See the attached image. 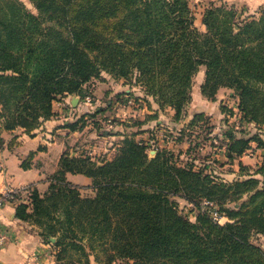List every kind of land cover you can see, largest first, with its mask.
I'll return each mask as SVG.
<instances>
[{"label": "trees", "instance_id": "obj_1", "mask_svg": "<svg viewBox=\"0 0 264 264\" xmlns=\"http://www.w3.org/2000/svg\"><path fill=\"white\" fill-rule=\"evenodd\" d=\"M29 1L38 14L21 0H0V120L6 130L32 132L56 115L54 102L69 95L93 97L91 84L103 72L144 93L141 99L123 93L117 101L133 98L149 107L152 98L180 121L204 66L202 94L215 99L221 88L233 90L240 123L264 134V9L240 19L236 8L211 3L200 31L189 0ZM142 103L128 110H141ZM100 113L66 126L97 127ZM204 117L196 114L180 130L196 134L188 141L186 161L167 146L155 147L151 157V139L136 140L134 134L124 135L114 156L101 163L88 154L64 153L48 190L31 188L29 203L17 205L16 217L33 225L48 220L39 234L48 243L56 239L60 264L89 263L87 249L96 247L114 252L107 264L116 258L123 264H264V251L252 241L264 237V162L257 169L240 164L239 175L226 181L215 166L192 157L207 143L216 151L225 147L223 165L231 167L252 143L264 150V139L245 131L240 136L234 128L214 134ZM115 121L108 120L111 129L125 126ZM180 136L165 135L164 142H182ZM221 139L224 145L213 143ZM67 173L92 178L93 195L83 196ZM175 197L188 204L194 220ZM242 197L246 201L239 204ZM204 201L213 202L226 223L215 221Z\"/></svg>", "mask_w": 264, "mask_h": 264}, {"label": "crops", "instance_id": "obj_2", "mask_svg": "<svg viewBox=\"0 0 264 264\" xmlns=\"http://www.w3.org/2000/svg\"><path fill=\"white\" fill-rule=\"evenodd\" d=\"M190 5L193 4V8L197 9L199 13L195 14V26L200 31L205 30V26L202 24V17L204 10L211 4H221L225 3L229 6L236 8L237 10H242L244 14H256L258 10L264 7V0H190ZM191 6V7H192ZM206 78L205 67L201 66L198 73L194 78V82L192 83V98L188 106L186 107V115L180 121H175L173 119L174 111L172 109L160 110L159 105L154 102L152 98H149L150 106L144 107L142 109V114L144 115V121L142 125H136L132 127V132L130 134H134L136 140H140L138 136L143 133L152 132L150 128L144 129L145 125L151 126V122H155V126L166 124L165 122V111L169 112V119L176 124L178 130H182L187 123L194 118L196 114H203L206 118L212 121V125H214V134H221L219 128L217 127V115L222 116V107L220 104V109L218 114H214L212 111L209 112V104L213 102H217L218 98H220V94L222 92H229L231 96H233L235 102H238L237 97L235 96L233 90L221 88L215 96V99L206 98L201 91V87ZM95 81V80H94ZM92 82V94L95 95V98L98 96L97 93L100 90L95 92V83ZM117 82H122L121 80ZM198 83V85H196ZM105 83V80L99 81L98 84L102 85ZM124 89L125 93H132L134 89H130L128 85H125ZM99 89V88H98ZM225 90V91H223ZM123 92V91H121ZM143 93V91H141ZM141 97L143 95L141 94ZM109 94V93H108ZM112 93L109 95L111 96ZM134 96L136 93H133ZM109 96V97H110ZM93 99V97H92ZM94 99L92 100V105H87L84 103V100L78 95H69L64 97V100L69 101L72 105V109H63L58 106L61 101H56L53 103V111L56 115L52 116L49 120H46L39 128L33 130L32 132H27L24 128H16L14 130H6L2 121L0 120V138L2 139V143L0 145V165L3 167V172H0V194L3 193L6 189H31L36 188L41 194H44L49 187V183L51 180V176L57 172L60 166V161L64 153H69L72 156L79 155H87L89 150L93 152L91 158L93 161L97 163H101L103 161L99 158V151H106L105 145L102 147L93 146L89 144H84V136L89 128L93 129L92 124L88 122V126L83 128L82 130L71 131L66 125L79 119L80 117L86 116L88 114H93L95 111L102 112V108L99 106L101 103L100 100ZM63 100V99H62ZM200 100V101H199ZM222 100V99H221ZM196 101L203 103V108L199 110H195L197 107L195 104ZM221 102V101H220ZM103 104V103H101ZM110 104V101H108ZM116 105L114 106V113L116 116H120L118 111H121L122 114L125 110H127L125 115H129L130 111L128 108H122L119 101H115ZM224 104V103H223ZM237 104V103H236ZM113 106H108V110ZM193 106V108H192ZM238 106V104H237ZM192 108V109H191ZM125 109V110H124ZM238 110V109H236ZM117 111V112H115ZM112 112V111H111ZM141 112L135 111L136 114H131L134 118ZM105 113V111H104ZM134 113V112H133ZM100 115H104L103 112L97 114L96 121H101L99 118ZM124 115V116H125ZM234 117L238 116V112L233 114ZM232 116V117H233ZM158 117L160 119H158ZM167 117V116H166ZM210 117V118H209ZM87 118V117H86ZM105 118V116L103 117ZM220 118V117H219ZM104 120V119H102ZM124 121L125 119H120ZM134 127L136 130H134ZM170 129V127H166ZM229 129V128H227ZM226 129V130H227ZM116 130H120L116 128ZM94 134L96 136L99 135L98 131L94 129ZM222 132V131H221ZM126 133H118L113 135L112 133L105 132V137L111 140L117 138V141L112 142V146L108 150V156H106V160L110 159L114 156L117 147L120 141L124 138ZM221 136V135H220ZM222 138V136H221ZM100 142V141H98ZM174 142V141H173ZM170 142L165 143L162 139L159 142V147H168ZM184 143V142H182ZM173 144H177L174 142ZM172 144V145H173ZM252 143V149L247 150L239 159L236 160L235 165L238 166L237 171H232L234 177L231 179H226L221 177L226 181H233L240 173V164L244 166L251 167L254 169L255 166L250 165V161L245 163V158H248V154H251L253 151L256 154H259L258 149H255ZM169 145V146H168ZM171 145V146H172ZM224 145V144H223ZM104 148V149H103ZM189 148V147H188ZM56 150V158L50 162L49 158L52 155V151ZM256 150V151H255ZM252 151L251 153H248ZM221 157H225L226 159V149L223 147L219 150L218 153ZM156 153H151L150 156L154 157ZM183 161V160H182ZM213 163V160H211ZM210 161V162H211ZM260 163V162H259ZM258 163V164H259ZM214 164V163H213ZM223 164V163H222ZM225 166V165H223ZM260 166V165H258ZM66 178L72 184L77 185L81 193L85 191H90V194L93 195V191L91 188L92 178L84 174H73L67 173ZM180 198V197H175ZM182 199V198H180ZM178 200V199H177ZM183 200V199H182ZM20 203H7L3 207H0V239H3L0 242V264H60L57 261V248L54 246L53 241L45 242L44 239L40 236L37 231L35 225L30 222H24L19 220L16 217V208ZM187 204V203H186ZM188 205V204H187ZM53 238H51L52 240ZM55 239V238H54ZM88 264H98L94 257H91V261Z\"/></svg>", "mask_w": 264, "mask_h": 264}, {"label": "rangeland", "instance_id": "obj_3", "mask_svg": "<svg viewBox=\"0 0 264 264\" xmlns=\"http://www.w3.org/2000/svg\"><path fill=\"white\" fill-rule=\"evenodd\" d=\"M25 5L26 7L29 9V11H31L32 13H35V14H38V11L36 9V7L29 1V0H21ZM189 2H191L189 0ZM193 4H191L190 6H192ZM192 9V12L194 14H198L199 11L197 9H194L193 6L191 7ZM264 9V7H262L260 10H258V12L256 14H244V12H242V10H238V16L240 19H245V18H248V17H254V16H258L259 15V12ZM98 80L99 81H102V80H105V83H102V85L98 84ZM122 82H117L119 80L115 79L112 77V75L106 73V72H103L102 75H101V78L100 79H96L94 81L95 83V92L97 90H100L96 97H99L98 98H95V95L93 96V99L95 101V99H98L101 101V103L103 104H99V106L105 110V113L104 115H100L99 118L101 119V121H97L96 123L98 124V126L94 127L93 126V129L92 128H89L84 136V144H89V145H93V146H98V147H102L105 145V150H107V152H105L104 150L103 151H99L100 155H99V158L102 159L104 157H106L108 155V150L110 149V147L112 146V142L114 143V141H117L118 137L117 138H114V140H111L109 138H106L105 137V132L106 131H110V133H112L113 135H116L118 133H126L127 135L132 132V127L134 126V124L137 122V121H143L141 119H144V115L145 114H142V109L144 107H148L146 105V103H142L143 104V108L141 110H139L138 108H135V109H130L132 110L130 112L129 115H125L124 112H126L127 110H125L122 114L121 111H118L120 113V116H116L115 113H114V106L113 105H116L115 104V101L118 100V96L117 95H120V94H125V91L124 89L126 88L125 85H128V87H130V89H134V92L132 93H136V95L138 96H135L137 97L138 99H141L139 96L140 95V92L142 91L140 89L139 86H136V85H129L126 83L125 79H120ZM199 82H197L196 85H198ZM92 87V85H91ZM93 88V87H92ZM99 88V89H98ZM225 89H228V88H225ZM123 91V92H121ZM225 91V90H223ZM110 93L111 96L109 95ZM141 94L143 95L144 97V93L141 92ZM110 96V97H109ZM220 98H218L217 102H213V103H210L209 104V112L212 111L214 114H218L219 112V109H220V104L223 105V111L222 113H224L222 116H218L217 115V124L218 125L217 127H221L219 128V131H217V133H223L227 128H234L236 129V131H238V134L240 133V136H241V131H245L246 135H255V134H258V135H262V138L264 139V134L258 132L252 125H247L246 123H240V116H237V117H232V113L235 114L238 112V102H235L233 96H231V94L229 92H222L219 96ZM222 99V100H221ZM108 101H110V104H108ZM200 101V100H199ZM199 101H196L194 105H196L197 107L195 108V110H199V109H202L203 108V103L201 102V104L199 103ZM221 101V102H220ZM224 103V104H223ZM237 103V104H236ZM120 104H123V101H120ZM89 105V104H87ZM108 106H113L111 107V109L108 110ZM193 108V106H192ZM191 108V109H192ZM222 110V109H221ZM112 111V112H111ZM138 112V114L141 112L140 115H136L134 118L133 116H131V114H136L135 113ZM117 112V111H115ZM134 112V113H133ZM125 115V116H124ZM105 116V118H103ZM167 116V117H166ZM220 117V118H219ZM169 112L165 111V123L163 126L162 125H159L158 127L155 126V122H151V126H148V125H145L144 129H147L148 127L150 128V130L152 132L150 133H143V134H140V136H138V138L140 140H143V141H148L151 139V141L149 142L152 146H151V149L153 151V149L155 147H159V142H161V140L163 139L164 140V137L165 135L166 136H170L171 139L172 138H178V137H181L180 135L183 134V140L182 142H177V144L179 146H177L176 144H173L174 142H170V148L173 149L175 151L176 154H179V157L181 160L183 161H186L187 158H186V155H185V152L187 151L188 147H189V143L188 141L189 140H192V139H195L196 137V134L195 133H192V132H189V130H185L184 133H180V130H178V125L177 127L175 126L176 124H174L171 119H169ZM210 118V117H209ZM104 119V120H102ZM120 119H125L123 122L125 124V126H121V125H116L114 126L115 128L114 129H111L110 126H108V120H112V121H115L117 123V121H121ZM158 119H160L158 117ZM204 119L206 121H209V123H212V121L206 117H204ZM89 121H91V119H89ZM93 123V122H92ZM91 123V124H92ZM201 123H204L201 122ZM89 125V124H88ZM93 125V124H92ZM166 127H170V129L166 128ZM116 128L120 129V130H116ZM148 128V129H149ZM94 129H96L99 133L98 136H96V134H94ZM183 129V128H181ZM134 130H136V128L134 127ZM222 131V132H221ZM205 135V133L203 134ZM260 137V136H259ZM170 139V138H169ZM168 139V140H169ZM223 139V138H222ZM221 139L220 140H216V145H219V146H222L223 145V140ZM100 141V142H98ZM210 143V142H209ZM214 143V142H213ZM104 144V145H103ZM173 144V145H172ZM168 145V146H169ZM172 145V146H171ZM255 149H257V145L256 144H253ZM202 149L200 150H196L195 152H192V157H197V161L196 163H200V164H206V163H210V165H212L213 167L215 166L216 170L215 172L221 176V177H224L226 179H231L232 177H234V173L232 171H237L238 170V166L235 165L234 167L233 166H229V165H225L223 166L222 163H225L226 159L225 157H221L218 153L219 151H216L215 148L213 149V147H211L210 145H208V143L201 147ZM104 149V148H103ZM256 151V150H255ZM52 155L50 156L49 158V161L52 162L55 158H56V150H53L52 151ZM90 152V150H89ZM258 152L259 154H256L254 151L251 153V154H248V158H245L244 162L245 163H250V165H253L255 166L254 169H257L259 166L258 165H261L263 162H264V150L263 149H258ZM250 153V152H249ZM213 160V163L212 161ZM211 161V162H210ZM260 162V163H259ZM259 163V164H258ZM261 177V176H259ZM83 196H92V194H90V191H85L83 192ZM178 199V200H177ZM175 198L176 201H178L179 205H180V208L181 210L183 211L184 214L188 215L192 220H194V214L193 213H190L189 211V207L186 202L180 198ZM246 201V197H242L240 198L239 200H237V202L240 204L242 202ZM236 204V207H239V204ZM229 208H232L234 207V204L233 203H228V206ZM226 219L223 218L220 223L221 224H224L226 223ZM46 224H48V220L45 218L43 219V223L41 225L35 223V227L37 229L38 232H42L44 230V228H46ZM50 241H52L50 239ZM56 241V239H55ZM252 241L254 242V244H256L257 246H259L263 251H264V237L263 236H255L253 237ZM104 248L102 247H96L93 251H91L89 248L87 249V251L90 253V261H91V257H94L96 258V262L98 264H107V262L109 261V255H114V252L111 250L110 252H104L103 250ZM112 256V257H114ZM111 257V258H112ZM110 258V259H111ZM114 259V258H113ZM112 259V260H113ZM116 261H112L110 264H123V262L119 259H115ZM88 264V263H86Z\"/></svg>", "mask_w": 264, "mask_h": 264}, {"label": "built area", "instance_id": "obj_4", "mask_svg": "<svg viewBox=\"0 0 264 264\" xmlns=\"http://www.w3.org/2000/svg\"><path fill=\"white\" fill-rule=\"evenodd\" d=\"M84 103L91 105L92 97L86 96V98L84 99ZM141 103L136 104L135 99L126 98L125 101L123 102V104H120V105L122 108H128V107H138L141 105ZM58 106L63 108V109H72L71 103L69 101L64 100V99L61 100V102L58 104ZM169 142H173V141H169ZM213 142L216 143L217 141L214 140ZM168 144H170V143H168ZM150 152L156 153L157 149L154 148L153 151L151 149ZM249 152L251 153L252 151H249ZM108 153H109V151H108ZM88 155L91 157L94 156L93 152H91V151L88 153ZM103 159L104 158H102V160ZM0 172H3V167L1 165H0ZM28 191H29V189H20V190L10 189V188L6 189L3 193L0 194V207H3L7 203H15V202H17V203H29ZM18 197H20V198H18ZM203 206L205 208L210 209V211H212V218L215 221H218L220 223V221L223 219V217H221L220 215L217 214V212L214 211L215 204L213 202H210V201H204ZM2 240L3 239H0V242H2Z\"/></svg>", "mask_w": 264, "mask_h": 264}, {"label": "water", "instance_id": "obj_5", "mask_svg": "<svg viewBox=\"0 0 264 264\" xmlns=\"http://www.w3.org/2000/svg\"><path fill=\"white\" fill-rule=\"evenodd\" d=\"M52 241L55 242V239L53 238Z\"/></svg>", "mask_w": 264, "mask_h": 264}]
</instances>
